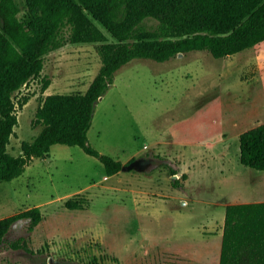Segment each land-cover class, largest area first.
Instances as JSON below:
<instances>
[{"label": "rangeland", "instance_id": "rangeland-1", "mask_svg": "<svg viewBox=\"0 0 264 264\" xmlns=\"http://www.w3.org/2000/svg\"><path fill=\"white\" fill-rule=\"evenodd\" d=\"M16 2L23 17L24 0ZM97 48L65 44L49 52L40 77L15 92L11 155L41 131L36 112L47 95L86 91L101 64ZM262 123L264 41L219 59L191 51L130 61L97 101L88 141L135 168L108 176L97 158L63 144L32 159L0 183V219L35 206L43 218L31 232L27 220L12 226L0 262L219 264L226 205L264 202V170L239 162L238 139ZM74 197L83 209L65 208ZM18 239L28 251L10 248Z\"/></svg>", "mask_w": 264, "mask_h": 264}, {"label": "trees", "instance_id": "trees-1", "mask_svg": "<svg viewBox=\"0 0 264 264\" xmlns=\"http://www.w3.org/2000/svg\"><path fill=\"white\" fill-rule=\"evenodd\" d=\"M24 7L19 17L16 0H0V183L19 177L32 159L47 157L54 144L77 146L97 158L108 176L119 173L124 165L88 141L96 103L116 71L134 59L164 62L191 51L224 58L264 41V0H24ZM65 44H98L100 67L84 93L44 98L36 112L41 131L13 156L8 145L18 124L14 94L40 77L46 54ZM238 139L239 162L264 170V123ZM84 202L70 198L65 208L83 209ZM42 218L36 206L1 218L0 244L16 222L27 220L31 232ZM23 241L9 246L28 251ZM219 264H264V202L226 205Z\"/></svg>", "mask_w": 264, "mask_h": 264}, {"label": "water", "instance_id": "water-1", "mask_svg": "<svg viewBox=\"0 0 264 264\" xmlns=\"http://www.w3.org/2000/svg\"><path fill=\"white\" fill-rule=\"evenodd\" d=\"M181 55V54H179ZM132 168H135V165H134V162L133 163H130L129 165L127 166H123L122 167V170H129V169H132ZM51 264V263H50Z\"/></svg>", "mask_w": 264, "mask_h": 264}]
</instances>
